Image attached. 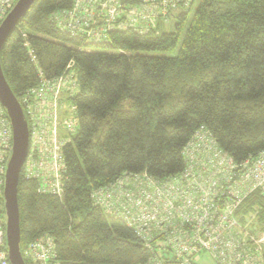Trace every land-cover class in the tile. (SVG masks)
Wrapping results in <instances>:
<instances>
[{"label": "trees", "instance_id": "trees-1", "mask_svg": "<svg viewBox=\"0 0 264 264\" xmlns=\"http://www.w3.org/2000/svg\"><path fill=\"white\" fill-rule=\"evenodd\" d=\"M73 1L35 0L0 51L18 102L37 85L38 69L53 79L73 62L79 85L61 197L38 194L21 169L19 250L23 256L30 242L49 235L59 264H148L155 246L95 206L91 191L128 175L178 176L183 149L201 127L237 164L264 153V0L178 2L168 14L172 30L161 29L168 22L159 16L146 33L114 29L98 42L72 37L51 20ZM235 214L240 223L252 216V233L264 231L258 192Z\"/></svg>", "mask_w": 264, "mask_h": 264}, {"label": "built area", "instance_id": "built-area-1", "mask_svg": "<svg viewBox=\"0 0 264 264\" xmlns=\"http://www.w3.org/2000/svg\"><path fill=\"white\" fill-rule=\"evenodd\" d=\"M192 0H74L70 10L52 14L61 31L88 42L106 32L153 29L159 16L168 22L178 2ZM18 0H0V24ZM27 47V44H24ZM35 63L32 52H28ZM79 89L70 62L56 78L38 69V83L19 101L28 127L29 143L22 170L37 193L60 198L66 181L64 149L76 133L71 99ZM13 133L0 104V264H10L5 244L2 201ZM181 174L160 181L146 174L128 175L91 191L92 203L120 218L152 249L148 264H264V231L252 233V216L236 219L242 201L258 192L264 199V153L235 163L201 127L183 149ZM27 264H59L55 242L42 235L22 256Z\"/></svg>", "mask_w": 264, "mask_h": 264}, {"label": "water", "instance_id": "water-1", "mask_svg": "<svg viewBox=\"0 0 264 264\" xmlns=\"http://www.w3.org/2000/svg\"><path fill=\"white\" fill-rule=\"evenodd\" d=\"M35 0H18L0 24V51L8 35L24 17ZM0 104L4 108L12 127L13 144L7 163L3 189L6 214L5 243L10 264H25L19 250L20 228L17 205V186L20 172L27 155L29 134L19 102L8 87L0 67Z\"/></svg>", "mask_w": 264, "mask_h": 264}, {"label": "rangeland", "instance_id": "rangeland-1", "mask_svg": "<svg viewBox=\"0 0 264 264\" xmlns=\"http://www.w3.org/2000/svg\"><path fill=\"white\" fill-rule=\"evenodd\" d=\"M177 11H179V10H177ZM161 29L164 32H168V31L172 30L173 29L172 19L169 18V22L168 23L161 22ZM1 201H2V220H3V223L5 224L6 223V214H5V210H4V198H3V195H1Z\"/></svg>", "mask_w": 264, "mask_h": 264}, {"label": "crops", "instance_id": "crops-1", "mask_svg": "<svg viewBox=\"0 0 264 264\" xmlns=\"http://www.w3.org/2000/svg\"><path fill=\"white\" fill-rule=\"evenodd\" d=\"M172 22H173V20H172Z\"/></svg>", "mask_w": 264, "mask_h": 264}, {"label": "bare ground", "instance_id": "bare-ground-1", "mask_svg": "<svg viewBox=\"0 0 264 264\" xmlns=\"http://www.w3.org/2000/svg\"><path fill=\"white\" fill-rule=\"evenodd\" d=\"M182 12V11H181Z\"/></svg>", "mask_w": 264, "mask_h": 264}]
</instances>
